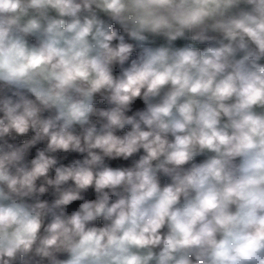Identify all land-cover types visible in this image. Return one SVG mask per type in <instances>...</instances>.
Listing matches in <instances>:
<instances>
[{"label": "clouds", "instance_id": "9594fccd", "mask_svg": "<svg viewBox=\"0 0 264 264\" xmlns=\"http://www.w3.org/2000/svg\"><path fill=\"white\" fill-rule=\"evenodd\" d=\"M0 264H264V0H0Z\"/></svg>", "mask_w": 264, "mask_h": 264}]
</instances>
